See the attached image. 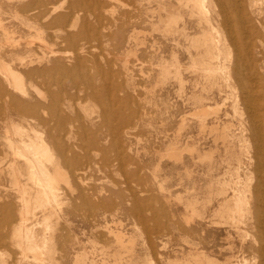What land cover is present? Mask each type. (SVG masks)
<instances>
[{
    "label": "rangeland",
    "instance_id": "obj_1",
    "mask_svg": "<svg viewBox=\"0 0 264 264\" xmlns=\"http://www.w3.org/2000/svg\"><path fill=\"white\" fill-rule=\"evenodd\" d=\"M12 1L0 0V18L11 38L7 44L4 30L0 26V45L7 50L8 58H17L19 55H25L28 40L33 37L35 31L27 24L31 21L29 12L22 9L14 10V0ZM96 1L100 24L97 25L96 16L92 11L84 9L79 24L69 30V33L79 34L74 40L60 41L52 34V28L46 29L50 46L55 50H61L62 57H65L62 68L56 66L57 68L52 69L47 75L49 100L46 104L52 101L58 104L61 114L63 113L67 120L66 129L71 132L63 134L61 140L67 147L68 158L72 159L74 153L77 155L75 160L65 165L72 187L65 183L61 184L63 202L55 206L59 212L58 221L56 216L50 220L52 227L49 233L52 237L49 241L50 245L45 248V259L42 256L44 261L34 262L35 253L31 250H28L27 256L23 257L22 249L28 244L27 241L24 242L25 237L22 241L23 237L16 235L14 231L13 243L12 224L5 228L0 223V236H3L0 237L1 261L6 259L8 264H45L47 261L51 264L53 259L54 264H91L93 261L94 264H103V260H106L107 264H115L121 259L119 260L121 264H207L204 258L206 257L213 261H209L208 264H218V262L219 264H264V169L261 171L258 166L259 157L262 155L264 157V88H262L264 70H259L264 69V0H250V3L246 0L247 7L245 2L243 3L246 7L245 18L239 16L238 10V12L232 11L233 15H229V22L226 24L222 22L218 0H212L214 7L210 9V14L218 20H216L217 24L213 25L215 30L210 31L214 35H220L226 51H230L231 55L227 52L229 59L226 60V65L233 68L237 50L240 49L242 55H246L242 57L245 59L242 66L251 71L248 73V70H244L243 78L240 76L246 79L243 81L236 75L239 78L237 80L234 71L231 70L229 79L222 75L223 78H218L219 84L217 83L216 88L212 86L213 89L204 86L206 79L192 66L194 65L192 63L197 62L194 61L196 58L199 60L197 51L202 49L198 47L197 50L196 45L191 44L196 43V39L192 42L191 39L187 40L180 34H167L164 24L159 22L161 16L164 20L167 14L173 12L184 17L187 32L192 34L191 37L200 35L201 27L198 21L190 18L187 12H181L177 8L176 0H165L166 3L160 0L161 9L158 8L159 0ZM230 6L233 7V2ZM123 20L126 23L121 24ZM84 24L86 28L82 26ZM179 24L181 25L182 21ZM254 24L256 28H253ZM107 31L110 33L108 36ZM11 40H18L15 53L10 45L13 42ZM251 42L257 44L254 46ZM39 45L38 40L33 43V56L43 52ZM193 48L195 51H192ZM46 52L49 55V62H44V65L55 67V60L60 57L59 53H51L48 49ZM65 52L67 53L64 54ZM172 55H175V59ZM170 60L174 65L177 62L181 65L176 64L182 78L175 73L174 66H169L170 72L162 75L163 62L172 65ZM256 63L258 64L256 70L259 71L253 72L249 68L256 66L254 65ZM15 64L19 66L17 61ZM36 65L38 64H33ZM179 78L182 79H180L181 83L177 80ZM37 80L39 81L40 78L38 77ZM74 83L77 87L89 88L90 85H94L96 88H103V96L98 98L89 92H78ZM237 83H240V88ZM193 93L197 94V100L193 99ZM199 95L206 97V101L202 100V104L209 107L205 127L201 126V119L194 114L196 107L200 108ZM242 96L245 101L241 99ZM233 105L239 107L235 108ZM110 107L118 108V113L111 114L112 118L109 117L110 115L104 118L103 110ZM12 113L7 112L5 108L0 110V158L3 167L0 172V203H8L12 207L15 230L21 223L23 206L17 198V187L15 188L12 182L14 177L12 178L8 173L7 162L10 153L7 154L9 147L3 138L5 131L3 122L10 117H19ZM223 120H226L227 125L222 124ZM51 123L54 124L53 121ZM212 126L216 129H212ZM226 126L227 131L230 129L231 135H228L229 131L227 133L224 130ZM248 129L252 130L249 132ZM243 132L246 135H243ZM255 138L258 140L256 141ZM193 147L195 150L191 151ZM226 153L229 158L236 154L235 158L229 159ZM205 156L211 159L205 160ZM237 157L243 160L239 174L232 169L237 166ZM248 161L251 163L249 164ZM227 166L232 167H230L232 172ZM248 166L250 167L246 168ZM244 167L250 169L248 173L245 172ZM255 167L257 170L254 171ZM76 172L82 175L80 174L78 178L79 174H75ZM247 175L250 179L244 182L246 181L244 177ZM229 176L231 179H228ZM237 176L243 182V186H246L247 193H245L248 197L251 195L249 202L252 201L249 204V211H252L247 214L244 223L240 222L238 226L231 222L228 209L225 210L228 204L232 207L233 203L221 206L223 199L232 196L233 191L226 186L233 185ZM258 180L261 184L256 182ZM244 183H249V186ZM224 189L228 191L222 194ZM256 206L261 212V222L257 218ZM196 207L201 208L202 212ZM3 214L4 212L0 210V219L3 218ZM190 214H194L195 217ZM188 216L190 217L187 218ZM30 218L29 221L26 220V225L32 226V229L38 233H43L45 227L40 212ZM241 224L244 226L242 227ZM115 231H120L123 235H121L123 244L120 241L119 244L114 237ZM258 234L259 237L263 235L262 240L259 239ZM20 242L23 245H20ZM127 242L129 244L134 242L131 244L133 246H128ZM261 247L263 250L260 249ZM262 252L263 255L260 254ZM229 255L232 256L228 257ZM124 258L127 260L125 261ZM197 258L201 259L197 260Z\"/></svg>",
    "mask_w": 264,
    "mask_h": 264
},
{
    "label": "bare ground",
    "instance_id": "obj_2",
    "mask_svg": "<svg viewBox=\"0 0 264 264\" xmlns=\"http://www.w3.org/2000/svg\"><path fill=\"white\" fill-rule=\"evenodd\" d=\"M12 1V0H10ZM175 1V0H174ZM246 0H218L220 10L219 13L222 17V22L224 24L229 22V15L231 14L232 11H239V16L243 17V19L245 18V13L246 10L245 8L247 7L246 3L248 4L251 2L250 0H248L247 2H245ZM13 2V1H12ZM161 1L159 0L158 3V8L161 9L162 4L160 3ZM176 4H177V8L181 11V12H187L190 18H194L198 21L199 26L201 27V31H200V35H196L194 37H191V35L187 32V27L184 21V17L179 16L177 14H167V16L165 17V19L163 20V17L161 16V20L159 22H162L164 24V29H166L165 31L168 33H171L172 35H183L187 40L191 39L190 41H194V39H196V43H191L193 44V46L196 45L195 49L198 47L202 48L201 50L197 51L196 54L199 57L196 58L197 62H194L192 64L193 67H195L196 71H200L199 73H201L204 78L206 79L205 81V85L203 84V82H201L205 87L208 86V88H213L219 84V79L220 77H222V75H224L225 77L230 75L231 70H233L235 77L236 75L238 77L242 76L243 73H245L244 70H248L247 67H243V56L246 55H242V51L240 49L237 50V57L236 60L234 62V65L232 66L233 68L229 67L226 65V60L228 61L229 59V54L230 51H226L227 49L225 48V45L223 43V40L221 39L222 37L218 34L214 35L210 30H215L214 26L215 24H217L216 20H218L215 16H212L210 14V9L214 7L213 1L212 0H176ZM233 2V7L230 6V3ZM245 2V6L243 5V3ZM164 3L165 0H164ZM98 2L96 0H29V1H23L22 0H14V10H18V9H22L25 10L26 12H29L30 15V22H27V24L30 26V28H33L35 33L33 35L32 38H30V40H28V44L26 45L25 48V55H22L19 57L17 56V58L15 57H7V50H5V47H3V45H0V110H2L3 108H5L7 110V112L9 111L11 114H13L12 112H14V115L17 114L19 117L17 118H13L10 117L7 121H4V127H5V131H4V136L3 138L5 139V143L8 145L9 147V151L7 152L10 153V157H9V161L7 162V169H8V173L11 174L12 178L14 177V181L13 184L15 186V188L18 191V195L17 198H19V201L22 204V210L23 213H21L22 215V219H21V223L18 225V227L14 230V213L12 210V207L10 205H8V203H0V210L4 212L3 214V218L0 219V223L3 224V226L5 228H8L9 225H11V240H13L14 243V231L16 232V235L23 237L22 241L24 240L25 237V241L27 244V246H24L22 249L23 250V257L27 256V251L31 250L33 251L34 254V262L38 263V262H42L43 258L42 256H44V254H46L45 252V248L48 247L49 241L51 239V235L49 233V231L51 230V222L50 220L56 216V218L59 216V212L57 211V208L55 207L56 205H60L63 202V198H62V193L60 192L61 189V184L65 183L66 185H68L69 187L70 185V180L68 179L67 176V171L65 169V165L68 164L70 161L75 160L74 158L77 157V155H75L76 153H74V156L72 159L68 158L66 155V151H67V147L66 145H64V143L62 142L61 138L62 135L65 133H71L70 130L66 129V118L65 116H63L60 112V108L59 106H57L58 104L53 103V101L49 104H46L47 100H49L48 96H49V90L47 87V75L49 72L52 71V69H56L58 68H62L63 64H64V56L62 57V52H60L61 50H55L53 49L46 37V29L47 28H52V34L54 35L55 38L59 39L60 41H64V40H74L79 34H72L69 33V30L74 29L78 24H79V19H80V15L82 13V11H84V9H89L90 11H92L95 16H96V20H97V25L100 24V16L99 13L96 12V9L98 8ZM251 5V4H250ZM248 5V6H250ZM253 5V4H252ZM251 5V6H252ZM170 6V5H169ZM173 6V5H172ZM171 6V7H172ZM1 7V6H0ZM169 7V8H171ZM175 7V6H174ZM251 8V7H250ZM248 7V9H250ZM150 9V8H149ZM172 9V8H171ZM174 9V8H173ZM167 10V9H166ZM213 10V9H212ZM238 10V11H237ZM245 10V13H244ZM148 11V10H147ZM166 11H164L165 13ZM149 13V12H147ZM233 13V12H232ZM249 13V12H248ZM134 14V13H133ZM233 15V14H231ZM251 15V14H250ZM185 16V15H184ZM246 16L249 15L247 14ZM252 16V15H251ZM15 18V17H14ZM159 18V17H158ZM252 18V17H251ZM215 20V21H214ZM241 20V19H240ZM239 20V21H240ZM249 20V19H248ZM180 21H182V24L180 25ZM253 21V20H252ZM241 22V21H240ZM244 22V20H243ZM246 22V20H245ZM249 22V21H247ZM26 23V22H25ZM86 23V22H85ZM123 23H126L125 20H123ZM215 23V24H214ZM27 25V26H28ZM86 24L82 25L85 26ZM255 25V24H254ZM0 26L3 28L4 30V34H5V38L7 40V44L10 41V34L8 32V30L4 27L2 19L0 18ZM28 26V27H29ZM80 26V27H82ZM160 26V25H159ZM182 26V27H181ZM241 26V25H240ZM249 26V25H248ZM87 26H85L86 28ZM105 28H107L106 25H104ZM181 27V28H179ZM213 28V29H211ZM217 28V26H216ZM256 28V25L255 27ZM163 29V28H162ZM242 31L243 29L240 28ZM239 29V30H240ZM252 30V29H251ZM65 31V33H64ZM217 31V29H216ZM259 31V30H258ZM96 32V31H95ZM218 32V31H217ZM244 32V31H243ZM242 32V33H243ZM89 33V32H88ZM135 33V32H134ZM219 33V32H218ZM260 33V32H259ZM96 34V33H95ZM253 34V33H252ZM106 35H110V33L107 31ZM243 35V34H242ZM133 36V35H132ZM139 36V35H138ZM137 36V37H138ZM176 37V36H175ZM182 37V36H181ZM242 37V36H241ZM244 37V35H243ZM253 37V35H252ZM251 37V38H252ZM258 37V36H257ZM260 37V36H259ZM177 38V37H176ZM246 38V37H245ZM179 39V38H177ZM5 40V43H6ZM39 41L40 45L39 47L43 49V52L37 56H33L34 55V49H33V43L35 41ZM173 40V39H172ZM248 40H249V35H248ZM256 40V39H254ZM13 41V40H11ZM16 41V40H15ZM13 41L12 43H10L11 47L14 48V53H15V49L18 46V40L15 42ZM141 41V40H140ZM261 41V40H260ZM138 42V41H137ZM236 42V39H235ZM257 42V41H256ZM139 43V42H138ZM179 43V41H178ZM177 43V44H178ZM190 43V42H189ZM252 43V42H251ZM190 44V45H191ZM243 44V43H242ZM245 44V43H244ZM247 44V42H246ZM249 44V43H248ZM255 43H252V45H254ZM257 44V43H256ZM255 44V45H256ZM263 44V42H262ZM239 45V44H238ZM254 45V46H255ZM192 46V45H191ZM190 46V47H191ZM135 48V47H134ZM192 48V47H191ZM240 48V47H239ZM243 48V47H242ZM11 49V48H10ZM50 50L51 53H59L60 57H57L55 60V67L54 66H47L44 65V62H49V55L46 52V50ZM250 49V48H249ZM258 49V48H257ZM131 50V49H129ZM133 50V48H132ZM194 50V48L192 49V51ZM81 51V50H79ZM195 51V50H194ZM246 51V50H245ZM190 52V51H189ZM228 52V54H227ZM244 52V51H243ZM67 52H65L64 54H66ZM175 53V52H174ZM247 53V51H246ZM17 54V53H16ZM107 54V53H106ZM177 54V53H176ZM191 53H189L190 55ZM193 54V55H194ZM195 55V56H196ZM108 56V55H107ZM177 56V55H176ZM173 59H175V55H172ZM231 57V56H230ZM254 57V56H253ZM252 57V58H253ZM129 58V57H127ZM190 58H192V55L190 56ZM223 58L225 61H222ZM172 59V58H171ZM259 59V58H258ZM15 61H17V63L19 64L16 65ZM177 61V58H176ZM175 61V62H176ZM179 61V60H178ZM260 61V60H259ZM171 62V60H170ZM38 64L36 66H33V64ZM190 63V65H191ZM255 63V62H254ZM164 66L160 65L162 67V75L169 73L170 72V68L172 66H174V71L175 73H177V75L179 74V67L181 66L179 65V63L177 62L176 64H178V66L175 64H173V62H171L172 65H167L165 64V62H163ZM253 64V63H252ZM32 65V66H29ZM125 65V64H123ZM245 65V64H244ZM247 65V64H246ZM256 66H252L250 65L251 69L253 72H257L256 67H257V63L254 64ZM57 66V67H56ZM171 66V67H169ZM191 66V67H192ZM192 67V69H193ZM189 68V67H187ZM191 69V68H190ZM259 70H264V69H259ZM258 70V71H259ZM173 71V73H174ZM194 71L195 70H191ZM172 73V72H171ZM248 73H251L250 70H248ZM247 73V74H248ZM255 74V73H254ZM253 74V75H254ZM258 74V73H257ZM167 75V74H166ZM249 76V75H248ZM247 76V77H248ZM256 77L258 75H255ZM260 79H262V76L259 75ZM40 78V82L37 80V78ZM168 76H166L167 78ZM181 77V75H180ZM198 77V76H197ZM251 77V75H250ZM165 78V76H164ZM178 78V77H177ZM182 78V77H181ZM181 78L177 79L179 81V83H181L180 81L182 80ZM199 78V77H198ZM201 78V76H200ZM223 78V77H222ZM237 78V77H236ZM241 78V77H240ZM243 78V76H242ZM241 78V79H242ZM258 78V79H259ZM181 79V80H180ZM204 79V80H205ZM218 79V80H217ZM229 79V78H228ZM239 78H237L238 80ZM257 79V80H258ZM42 80V81H41ZM164 80V79H163ZM198 80V79H197ZM196 80V81H197ZM201 80V79H200ZM236 80V81H237ZM243 81L246 79H242ZM185 81V80H184ZM195 81V80H194ZM203 81V80H202ZM250 81V80H249ZM161 82V81H160ZM238 82V81H237ZM247 82V81H246ZM262 82V81H261ZM162 83V82H161ZM218 83V84H217ZM227 83V82H226ZM184 84V83H182ZM182 84H180L182 86ZM195 84H197L195 82ZM200 85V83H198ZM201 84V85H202ZM221 84V83H220ZM231 84V83H229ZM238 84V83H237ZM244 84V83H243ZM254 84V83H253ZM252 84V85H253ZM179 85V88H180ZM223 85V84H222ZM221 85V86H222ZM240 83L237 85L239 87ZM250 85V84H249ZM74 86H76L77 91L78 92H85V93H92L94 96L100 98L103 96L102 94V90H104L103 88L99 89L96 88V86L94 85H90L89 88L87 87H77L76 83H74ZM184 86V85H183ZM198 86V85H197ZM195 86V87H197ZM203 86V87H204ZM235 86V85H233ZM236 86V87H237ZM245 86V85H244ZM254 86V85H253ZM194 87V86H193ZM194 87V88H195ZM204 87V89H205ZM215 87V88H216ZM219 87V86H218ZM231 87V86H230ZM260 87V86H259ZM207 88V89H208ZM212 88V89H213ZM240 88V87H239ZM258 88V87H257ZM264 88V87H262ZM90 89V90H89ZM203 89V90H204ZM211 89V90H212ZM219 89V88H218ZM222 89V88H221ZM220 89V90H221ZM260 89V88H259ZM199 90L201 91L200 87ZM202 90V92H203ZM219 90V91H220ZM248 90V89H247ZM182 91V89H181ZM184 91V90H183ZM199 91V92H200ZM207 91V90H206ZM224 91V90H223ZM233 91V90H232ZM258 91V89L256 90V92ZM261 91V90H260ZM222 93V92H221ZM261 93V92H260ZM202 94V93H201ZM220 94V93H219ZM264 94V93H263ZM197 95V94H196ZM194 93L192 95L193 99L197 100V96ZM264 96V95H263ZM109 97V96H108ZM199 107L194 112L195 115H197L200 119H201V126L205 127V119L206 116L209 114V107H205L207 105L202 104V100L206 101V97L204 98L202 95H199ZM259 97V96H258ZM36 98V100L34 99ZM191 98V97H190ZM208 98V97H207ZM244 97L242 96L241 99H243ZM191 99V100H193ZM245 99V98H244ZM243 99V100H244ZM263 99V98H261ZM249 100V99H248ZM257 100V99H256ZM245 101V100H244ZM243 101V102H244ZM58 103V102H57ZM208 103V102H207ZM224 103V102H223ZM234 103V102H233ZM227 104V103H226ZM235 104V103H234ZM237 104V102H236ZM241 104H242V100H241ZM244 104V108H245V103ZM248 104V102H247ZM261 104V103H259ZM264 104V103H263ZM60 105V104H59ZM250 105V104H249ZM235 106V105H233ZM238 106V105H236ZM235 106V108H237ZM247 106V105H246ZM239 107V106H238ZM227 111V110H226ZM116 112L118 113V108H105L102 112V115L104 116V118H106V115H110L109 117L112 118L111 114H116ZM122 112V111H121ZM219 113V112H217ZM227 113V112H226ZM225 113V114H226ZM237 113V112H236ZM241 113V112H240ZM220 114V113H219ZM235 114V113H234ZM216 115V113H215ZM195 116V117H197ZM214 116V115H212ZM208 117V116H207ZM217 117V116H215ZM197 119V118H196ZM217 119V118H216ZM222 119V118H219ZM218 119V120H219ZM186 120V118H185ZM231 120V119H230ZM227 120V121H230ZM53 121L54 124H52L51 122ZM121 121V120H120ZM198 122V119H197ZM213 122V121H212ZM223 122V123H222ZM221 123L224 124L226 122V120L222 121ZM231 122V121H230ZM118 123V122H117ZM200 123V122H199ZM198 123V124H199ZM215 123V122H214ZM219 123V124H221ZM252 124V122H250ZM10 124V126H9ZM217 124V123H216ZM226 124V123H225ZM233 124V123H232ZM242 124V123H241ZM120 125V124H119ZM213 125V124H211ZM215 125V124H214ZM227 125V124H226ZM234 125V124H233ZM243 125V124H242ZM209 126V125H206ZM223 126V125H222ZM249 126V125H247ZM246 126V127H247ZM252 126V125H251ZM254 126V125H253ZM252 126V127H253ZM11 127V128H10ZM185 127V126H184ZM224 127V126H223ZM231 127V126H230ZM233 127V126H232ZM242 127V126H241ZM244 127V126H243ZM245 127V128H246ZM251 127V128H252ZM207 128V127H206ZM218 128V127H217ZM227 126L225 127V131ZM248 128V127H247ZM180 129V128H179ZM183 129V128H182ZM212 129H216L213 128ZM222 128L220 127V130ZM233 129V128H232ZM244 129V128H243ZM250 129V128H249ZM248 129V130H249ZM254 129V128H252ZM251 129V130H252ZM178 130V129H177ZM219 130V128H218ZM223 130V133H225V131ZM240 130V129H239ZM242 130V129H241ZM249 130V132L251 131ZM262 130V129H261ZM206 131V130H205ZM231 135L230 129L228 130ZM227 131V133H228ZM243 131V130H242ZM211 132V130H210ZM218 133V131H215ZM246 132V131H245ZM257 132V130H256ZM177 133V132H176ZM222 133V131H221ZM222 133V134H223ZM201 134V133H199ZM250 134V133H249ZM226 135V137L228 136ZM243 135H246V133ZM256 135V134H255ZM177 136V135H176ZM179 136V134H178ZM216 136V135H215ZM219 136V135H218ZM248 136V135H247ZM245 136V137H247ZM250 136H252L250 134ZM180 137V136H179ZM225 137V135H224ZM229 137V136H228ZM230 137H234V136H230ZM178 138V137H177ZM176 138V139H177ZM223 138V136H222ZM259 138V137H258ZM257 138V140H258ZM232 139V138H231ZM244 139V138H243ZM174 140V139H173ZM195 140V139H194ZM228 140V139H226ZM233 140V139H232ZM256 140V138H255ZM256 140V141H257ZM178 141V140H177ZM217 141V139H216ZM223 141V140H222ZM231 141V140H230ZM240 141V140H239ZM262 141V140H261ZM181 142V141H180ZM190 142V141H189ZM224 142V141H223ZM235 142V140H234ZM175 143V142H174ZM182 143V142H181ZM181 143L179 145H181ZM187 143V142H186ZM227 142L225 141V144ZM239 143V142H238ZM242 143V142H241ZM172 144V143H171ZM192 144V143H191ZM229 144V143H228ZM236 144V143H235ZM257 144V143H256ZM264 144V143H263ZM175 145V144H174ZM176 145H178V143H176ZM184 145V144H182ZM196 145V144H195ZM224 145V144H223ZM241 145V144H240ZM193 146V144H192ZM218 146V145H217ZM216 146V147H217ZM230 146V145H229ZM235 146V145H234ZM86 147V146H84ZM171 147V146H170ZM178 147V146H177ZM183 147V146H182ZM181 147V148H182ZM191 147V146H188ZM187 147V148H188ZM197 147V146H196ZM226 147V146H224ZM256 147V146H255ZM263 147V146H262ZM100 148V147H99ZM180 148V149H181ZM228 148V147H226ZM233 147H230V149H232ZM236 148V146H235ZM249 148V147H248ZM247 148V149H248ZM257 148V147H256ZM197 149V148H196ZM199 149V148H198ZM197 149V150H198ZM223 149V148H222ZM243 148L241 147V150ZM99 150V149H98ZM183 150V148H182ZM191 151L195 150V147L190 149ZM239 150V149H238ZM240 150V151H241ZM95 151V150H94ZM169 151V150H168ZM172 151V150H170ZM235 151V149H234ZM248 151V150H247ZM226 152V151H225ZM237 152V150H236ZM168 153V152H167ZM206 153V152H205ZM233 153V151H232ZM249 153V152H248ZM247 153V154H248ZM259 153V152H258ZM179 154V153H178ZM193 154V153H191ZM208 154V153H207ZM224 154V153H223ZM235 154V153H234ZM239 154V153H238ZM242 154V152H240V155ZM250 154V153H249ZM260 154V153H259ZM262 154V152H261ZM198 155V154H196ZM201 155V153H200ZM203 155V153H202ZM231 155V154H230ZM236 155V154H235ZM235 155L232 156V158H229V156L226 153V156H228L229 159H234ZM243 155H245V153H243ZM193 156V155H191ZM211 156V155H210ZM225 156V155H224ZM222 156V157H224ZM225 156V157H226ZM239 156V155H238ZM256 156V154H255ZM260 156V155H259ZM263 156V155H262ZM260 156L259 157V169L262 171V169H264V157ZM175 157V156H174ZM206 157V156H205ZM204 157V158H205ZM83 158V157H82ZM200 158V157H199ZM209 158V157H208ZM206 157L205 160L208 159ZM246 158V157H245ZM244 158V159H245ZM250 158V156L247 158V160ZM254 159H256L253 156ZM258 158V156H257ZM85 159V158H84ZM194 159V158H193ZM196 159V158H195ZM203 159V158H201ZM211 159V157L209 158ZM238 161L236 163V161H234L237 166L235 165L233 169V171H236L237 174H239V170H241V166L243 165L242 161L240 160V158H236ZM242 159V158H241ZM179 160V159H178ZM182 160V159H181ZM180 160V161H181ZM203 160V161H205ZM246 160V161H247ZM252 160V159H251ZM250 160V161H251ZM193 161V160H192ZM222 161V160H221ZM254 161V160H253ZM82 162V161H81ZM85 162V161H84ZM198 162V161H196ZM202 162V161H201ZM225 162V160H224ZM233 162V161H232ZM231 162V165H232ZM195 163V162H194ZM249 163V161H248ZM247 163V165H248ZM251 163V162H250ZM249 163V164H250ZM257 163V162H255ZM254 163V164H255ZM196 164V163H195ZM194 164V165H195ZM227 164V163H226ZM242 164V165H241ZM234 165V164H233ZM253 166V163L251 164ZM250 165V166H251ZM246 166V164H245ZM250 166L246 167L249 168ZM256 166V165H255ZM228 167V166H227ZM230 167H228V169L231 171L232 169H230ZM245 168V167H244ZM245 168V169H246ZM82 169V166H81ZM226 169V168H225ZM3 167H2V158H0V172H2ZM192 170V169H191ZM194 170V169H193ZM247 170V169H246ZM245 172L248 173L247 170ZM253 170H257L256 167L255 169L253 168ZM251 170V171H253ZM230 171H228L230 173ZM250 171V172H251ZM80 172V171H77ZM75 173V174H79V173ZM232 172V171H231ZM244 172V171H243ZM242 172V173H243ZM245 172L243 174H245ZM249 172V173H250ZM264 172V171H263ZM263 172H262V176H263ZM225 173V172H224ZM227 173V175L229 174ZM235 173V172H234ZM233 173V174H234ZM246 173V174H247ZM81 174V173H80ZM80 174L77 175L78 178L80 177ZM190 174V173H189ZM192 174V172H191ZM252 174V172H251ZM82 175V174H81ZM235 175V174H234ZM250 175V174H248ZM248 175L246 177H244L246 179V181H244L245 179H242L244 182H247V179H250V177H248ZM257 175V174H256ZM225 176V175H224ZM236 176V175H235ZM239 176V175H238ZM233 182V185H225L226 188H231L232 192V196L230 198H226L223 199V203H222V207H224L225 205H227L228 203H233V206L231 207L229 204L226 206L227 211H229V218L231 220L232 223H234L235 225H237L238 223L242 222L244 223L245 218L247 217V214H249V204L252 202H249V196L246 194L247 191H245V187L243 186V182L241 181L240 178H238ZM259 176V174L257 175ZM227 177V176H226ZM231 177H233V175H231ZM243 177V176H242ZM248 177V178H247ZM72 178V177H71ZM225 178V177H224ZM230 178V176L228 177V179ZM235 178V177H234ZM231 179V178H230ZM253 179V178H252ZM251 179V181H252ZM262 179V177H261ZM81 180V178H80ZM224 181V180H223ZM222 182V180H221ZM226 182V181H225ZM231 182V180H230ZM250 182V181H249ZM256 182H259V184H261V182L258 180ZM224 183V182H223ZM229 183V182H227ZM251 183V182H250ZM246 184V183H244ZM249 184V183H248ZM246 184V185H248ZM258 184V186H259ZM220 185V184H218ZM252 184H250L251 186ZM249 186V185H248ZM255 186V185H254ZM72 187V186H71ZM253 187V186H252ZM261 187V186H260ZM219 188V186H218ZM222 188V187H221ZM250 189V187H249ZM258 189V188H257ZM218 190V189H217ZM225 191H223L222 194H225L226 191H228L227 189H224ZM247 190V189H246ZM251 190V189H250ZM254 190V189H253ZM252 190V192H253ZM216 191V190H215ZM230 191V190H229ZM208 192H212V191H208ZM246 192V193H245ZM250 192V191H249ZM248 192V193H249ZM192 193V192H191ZM228 193V192H227ZM264 193V192H263ZM251 194V193H250ZM253 194H255L253 192ZM208 195V193H207ZM215 195V194H214ZM217 195V193H216ZM228 195V194H227ZM198 195H196L195 197L197 198ZM213 196V195H212ZM226 196V195H225ZM194 197V196H193ZM195 197L193 199H195ZM209 198V196H206V198ZM216 197V196H215ZM255 197V196H253ZM252 197V198H253ZM205 198V199H206ZM220 198V197H219ZM218 198V199H219ZM225 198V197H223ZM192 199V198H191ZM190 199V200H191ZM202 200V199H201ZM217 200V199H216ZM222 200V198H221ZM193 201V200H191ZM196 201V200H195ZM199 201V200H197ZM203 201V200H202ZM201 201V202H202ZM219 201V200H218ZM190 202V201H189ZM194 202V201H193ZM191 202V203H193ZM205 202V201H204ZM210 202V201H209ZM196 203V202H195ZM199 203V202H198ZM203 203V202H202ZM208 203V202H207ZM207 203L206 206H207ZM260 203V202H259ZM258 203V205H259ZM188 204V203H187ZM198 205V204H197ZM257 205V204H255ZM254 205V206H255ZM209 206V205H208ZM218 206V205H217ZM220 206V207H221ZM195 207V206H194ZM221 207V208H222ZM257 207V206H256ZM256 207H254V209H256ZM197 208V207H196ZM217 208V207H216ZM215 208V209H216ZM198 209V208H197ZM206 209V208H204ZM251 209V208H250ZM201 211V208L198 209ZM207 210V209H206ZM193 211V210H192ZM191 211V212H192ZM225 211V212H227ZM254 211V210H253ZM40 212L41 216H43V221L42 223L44 224L45 230L43 231V233H38L36 230L32 229V226H28L26 225V220H30V217H34L36 214H38ZM196 212V211H195ZM203 212H205L203 210ZM224 212V213H225ZM257 218L259 220V222H261L260 220V216H261V212L259 210V208L257 207ZM223 214V213H222ZM227 214V213H226ZM227 214V215H228ZM194 214H190V216H193ZM204 215H206L204 213ZM224 215V214H223ZM190 216H188L187 218H189ZM203 216V214H202ZM210 216V215H209ZM225 216V215H224ZM195 217V215H194ZM206 217V216H205ZM208 217V216H207ZM226 217V216H225ZM256 218V217H255ZM54 219V218H53ZM228 219V218H227ZM28 220V221H29ZM191 220V219H190ZM256 219V221H258ZM58 221V218H57ZM218 221V220H217ZM5 224H4V223ZM26 222V223H25ZM222 222V221H221ZM226 222V219H225ZM255 222V220H254ZM258 222V224H260ZM256 223V222H255ZM254 223V224H255ZM229 224V223H228ZM246 224V223H245ZM32 225V224H31ZM242 225V224H241ZM261 225V224H260ZM264 225V224H263ZM234 226V225H233ZM238 226V225H237ZM244 225H242L243 227ZM35 227V225H34ZM33 227V228H34ZM43 227V226H42ZM240 227V226H239ZM259 228H261L260 226H258ZM234 228V227H233ZM236 228V227H235ZM56 229V228H55ZM240 229V228H238ZM113 230V229H110ZM115 230V229H114ZM243 230V229H242ZM42 231V230H41ZM113 232V231H112ZM240 232V231H239ZM244 232V231H243ZM247 232V231H245ZM114 237H116L117 241L121 242L122 244L124 243L122 241V234L121 232H114ZM261 233V232H259ZM248 234V233H247ZM54 235V234H53ZM122 235V236H121ZM243 236V235H242ZM0 237H3L2 235ZM259 237V234H258ZM261 237V236H260ZM259 239L262 240V237ZM124 238V237H123ZM244 238V237H243ZM242 238V239H243ZM21 239V238H20ZM264 239V238H263ZM53 240V239H52ZM244 240V239H243ZM133 241V240H132ZM119 242V244H121ZM243 242V241H242ZM264 242V241H263ZM21 243V242H20ZM24 243V245L26 244ZM128 243V242H127ZM134 243V242H132ZM132 243H128V246ZM262 244V243H261ZM20 245H23V243H21ZM125 245L126 242H125ZM123 246V245H121ZM133 246V245H132ZM131 246V247H132ZM261 246V245H260ZM52 247V246H51ZM22 248V247H21ZM50 248V246H49ZM54 248V247H53ZM264 248V247H263ZM121 249V248H120ZM125 249V247H124ZM259 249V248H258ZM262 249V247L260 248ZM259 249V250H260ZM56 250V249H55ZM128 250V249H127ZM133 250V249H132ZM199 250V249H198ZM263 250V249H262ZM58 251V250H57ZM111 251V250H110ZM261 251V250H260ZM53 252V251H52ZM259 252V251H258ZM264 252V251H263ZM263 252L260 253L263 255ZM57 253V252H56ZM207 253V252H206ZM54 255V253H53ZM78 255V254H77ZM125 255V254H124ZM46 256V255H45ZM44 256V259H45ZM87 256V255H86ZM114 256V255H113ZM121 256V255H119ZM128 256V255H126ZM130 256V255H129ZM128 256V257H129ZM210 256L211 253H210ZM232 255H229L228 257H230ZM54 257V256H52ZM81 258V256H79ZM106 257V256H105ZM134 257V256H133ZM216 257V256H215ZM47 258V257H46ZM74 258V257H73ZM121 258V257H120ZM207 260V264L210 263L209 261H212L211 259H208L206 257H204ZM227 258V257H226ZM125 259V258H124ZM201 258H197V260H199ZM218 259V258H217ZM48 260V259H47ZM90 260V259H89ZM117 260V258H116ZM121 260V259H119ZM117 260L115 262V264H121V262ZM127 259H125L126 261ZM227 260V259H226ZM231 260V259H229ZM23 261V260H22ZM32 261V260H31ZM44 261V260H43ZM49 261V260H48ZM131 261V260H130ZM192 261V260H191ZM47 263V261H45ZM80 262V261H79ZM198 262V261H195ZM201 262V260H200ZM213 262V261H212ZM225 262V261H224ZM229 262V261H228ZM45 263V264H46ZM56 263V261H55ZM108 263V261H107ZM106 260H103V264H107ZM125 263V262H124ZM127 263V262H126ZM129 263V261H128ZM232 263V262H231ZM0 264H8V262L4 260L1 261L0 259ZM48 264V263H47ZM50 264V263H49ZM51 264H54V260L51 259ZM87 264V263H86ZM94 264V261L91 263ZM198 264V263H197ZM200 264V263H199ZM219 264V262H218ZM237 264V263H235ZM242 264V263H240Z\"/></svg>",
    "mask_w": 264,
    "mask_h": 264
}]
</instances>
